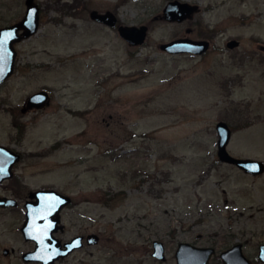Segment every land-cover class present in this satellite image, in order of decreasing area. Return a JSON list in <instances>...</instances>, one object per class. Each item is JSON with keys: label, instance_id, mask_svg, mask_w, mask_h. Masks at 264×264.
<instances>
[{"label": "rangeland", "instance_id": "1", "mask_svg": "<svg viewBox=\"0 0 264 264\" xmlns=\"http://www.w3.org/2000/svg\"><path fill=\"white\" fill-rule=\"evenodd\" d=\"M168 1L36 0L38 31L17 44L0 98L14 109L45 88L73 109L51 114L49 107L27 125L25 141L35 147L59 143L27 181L52 182L70 195L65 236L99 234L97 244L84 242L54 264H176L179 241L214 246L211 264L241 242L264 264L257 259L264 171L222 161L215 128L219 120L230 126L232 155L264 161V0H179L198 5L182 20L163 18ZM92 9L111 10L116 23L91 19ZM24 10V0H0V25ZM119 24L147 25L145 40L129 44ZM177 37L207 39L209 47L201 54L159 47ZM230 39L238 45L228 47ZM0 114L7 142L10 124ZM22 221L20 210L0 212V264H40L21 256L34 245L23 238ZM153 239L163 241L165 260L152 256Z\"/></svg>", "mask_w": 264, "mask_h": 264}, {"label": "water", "instance_id": "2", "mask_svg": "<svg viewBox=\"0 0 264 264\" xmlns=\"http://www.w3.org/2000/svg\"><path fill=\"white\" fill-rule=\"evenodd\" d=\"M25 13L21 19L5 25L0 28V83L4 81L13 71L15 48L14 42L36 32L39 24V5L36 0H25ZM198 5L179 0H169L163 7V18L168 20H182L190 17ZM91 19L114 25L117 17L111 10L99 12L92 9L89 12ZM147 25H124L119 24L117 29L119 34L132 45L141 44L146 37ZM22 29L21 32L19 30ZM228 47L238 45L237 39H230L226 42ZM159 47L172 53L190 52L201 54L209 47L207 39H194L190 37H177L166 42H161ZM44 90L34 92L29 100H35L36 97L45 93ZM218 134L217 138V155L227 163L250 174H257L264 171V161L250 157H239L232 155L227 144L232 135V130L228 123L219 120L215 124ZM7 152V153H6ZM2 156L5 160H2ZM17 157V154L9 153L8 148L0 144V165H8L11 162L10 157ZM8 173L2 174L0 179L7 176ZM37 200L26 203L25 219L20 226L23 238L34 240L33 249L24 251L22 258L25 261H39L40 264H54V261L65 257L70 252L83 246L82 235H75L63 244L58 239L48 241L52 236V231L56 228L58 222V211L60 207L68 204L71 197L68 194L57 192L54 189H40L34 192ZM6 197L0 196V204L6 205ZM99 241L97 232L87 234L86 244L95 245ZM8 250L4 249L6 253ZM216 252L212 245H196L189 241H179L174 252L176 264H211L210 259ZM152 256L156 259L165 260V246L163 241L153 239ZM222 264H257L244 254L241 242H235L231 246L218 252ZM257 259L264 262V242L258 245Z\"/></svg>", "mask_w": 264, "mask_h": 264}, {"label": "flooded vegetation", "instance_id": "3", "mask_svg": "<svg viewBox=\"0 0 264 264\" xmlns=\"http://www.w3.org/2000/svg\"><path fill=\"white\" fill-rule=\"evenodd\" d=\"M24 3H25V0H24ZM69 6L76 7L77 6L76 1L69 2V3L68 2L59 3V7L63 8V11H65ZM25 9H26V5H25ZM40 9L41 7L39 6V11ZM24 13H25V10H24ZM23 15L18 19L16 18L13 21L1 24L0 28L5 25H9L11 23L18 21L19 19L23 17ZM39 22H40V12H39ZM38 28H39V24H38ZM38 28L36 32L38 31ZM21 31L22 29L19 30V32ZM31 35H29L28 37L22 38L18 41H15L13 43L15 51H16L15 58H14L13 71L1 83L8 80L14 73V70L17 65V58H18L17 44L29 38ZM41 64L42 62H37L36 65H41ZM31 65L32 64H30V66ZM39 90H44L46 92L39 94L35 100L30 101L29 97L34 92L39 91ZM39 90H36L30 94L25 95L23 99H21V101L16 104V107L14 109H9L8 105L2 102L3 98H0V112H3L7 115V122L10 124V130H9L10 139L7 142L0 141V144L8 148L9 153H12L14 155L17 154V157L15 158L13 156L10 157L11 162L8 165H3V166L0 165V169H2V171H0V176H2V174L8 173L7 176L0 179V196L6 197L9 199V200L4 201L7 203L6 205L0 204V212L7 213V212L20 210L23 213V221L25 219L26 203L34 202L37 200V197L34 193L37 190L54 189L57 192L65 194L64 190L61 187H59L58 185L52 182H40V183L32 185L27 181L28 178L30 177L29 175H33L32 167H36V164L40 160H43L44 158H46L47 155H50V153L59 146V143L55 139H53L52 141L46 144H43V142L39 141L36 143L37 145L36 147L33 144H31L32 142L25 141L26 134L28 132V129H26L27 125L35 123L38 116L42 115L43 114L42 112L45 111L49 107L52 110L50 112L51 114H58L59 110H62V109L67 110V111H73L71 107L66 106L67 103L66 104L64 103V99L62 100L57 99L58 100L57 101L53 98L54 93L49 92L45 88H41ZM2 160H5V157L2 156ZM37 169H38L37 172L43 171V170H40L42 169V167H39ZM44 170L47 172L49 169L48 167H45ZM71 204H72V198L68 204L60 207L58 211V222L56 224V228L52 231V236L48 238V241H52L53 239H58V241L63 244L64 242L71 239L75 235H82L83 236L82 241L83 243L84 242L86 243L87 234L95 232L91 230L90 231L89 230L88 231H78L72 234L71 236H65V229H66V225L64 222L65 209L71 206ZM28 241H30L31 243L35 245L34 240L30 239ZM4 249H7L8 251L5 253ZM2 251L4 255L10 254L9 252L10 249L7 247H4Z\"/></svg>", "mask_w": 264, "mask_h": 264}, {"label": "snow or ice", "instance_id": "4", "mask_svg": "<svg viewBox=\"0 0 264 264\" xmlns=\"http://www.w3.org/2000/svg\"><path fill=\"white\" fill-rule=\"evenodd\" d=\"M0 171H2V169H0Z\"/></svg>", "mask_w": 264, "mask_h": 264}]
</instances>
